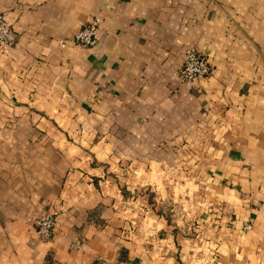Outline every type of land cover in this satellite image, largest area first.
I'll return each mask as SVG.
<instances>
[{
  "label": "crops",
  "instance_id": "0c3cea01",
  "mask_svg": "<svg viewBox=\"0 0 264 264\" xmlns=\"http://www.w3.org/2000/svg\"><path fill=\"white\" fill-rule=\"evenodd\" d=\"M0 14V264H264V0ZM94 16L98 43L73 46ZM193 46L212 68L186 83Z\"/></svg>",
  "mask_w": 264,
  "mask_h": 264
},
{
  "label": "built area",
  "instance_id": "2783aa9c",
  "mask_svg": "<svg viewBox=\"0 0 264 264\" xmlns=\"http://www.w3.org/2000/svg\"><path fill=\"white\" fill-rule=\"evenodd\" d=\"M102 19L94 16L87 24L83 26L73 37L72 44L79 48L94 47L99 40ZM12 39L11 24L4 14H0V48L10 42ZM211 63L209 58L197 47H189L185 50V64L182 69V77L186 83H196L201 78L206 77L211 72ZM34 223L36 232L40 238H50L56 226V218L52 214H40L29 217ZM252 226L247 225L250 229Z\"/></svg>",
  "mask_w": 264,
  "mask_h": 264
},
{
  "label": "trees",
  "instance_id": "16d2710c",
  "mask_svg": "<svg viewBox=\"0 0 264 264\" xmlns=\"http://www.w3.org/2000/svg\"><path fill=\"white\" fill-rule=\"evenodd\" d=\"M122 258V260L123 259H125L126 258V254H125V252L124 251H122V256H121ZM126 262V261H125ZM128 263V262H127ZM94 264H104L103 262H101V261H99V260H97V261H95L94 262Z\"/></svg>",
  "mask_w": 264,
  "mask_h": 264
},
{
  "label": "rangeland",
  "instance_id": "374dc122",
  "mask_svg": "<svg viewBox=\"0 0 264 264\" xmlns=\"http://www.w3.org/2000/svg\"><path fill=\"white\" fill-rule=\"evenodd\" d=\"M180 214H181V212H180ZM179 215V214H178Z\"/></svg>",
  "mask_w": 264,
  "mask_h": 264
}]
</instances>
